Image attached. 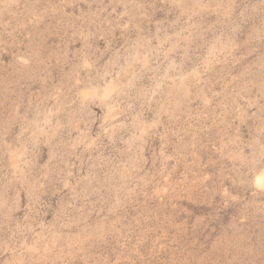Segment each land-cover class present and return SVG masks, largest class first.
<instances>
[{
    "label": "rangeland",
    "instance_id": "1",
    "mask_svg": "<svg viewBox=\"0 0 264 264\" xmlns=\"http://www.w3.org/2000/svg\"><path fill=\"white\" fill-rule=\"evenodd\" d=\"M264 0H0V264H264Z\"/></svg>",
    "mask_w": 264,
    "mask_h": 264
},
{
    "label": "snow or ice",
    "instance_id": "2",
    "mask_svg": "<svg viewBox=\"0 0 264 264\" xmlns=\"http://www.w3.org/2000/svg\"><path fill=\"white\" fill-rule=\"evenodd\" d=\"M252 179L257 188L264 190V170H259Z\"/></svg>",
    "mask_w": 264,
    "mask_h": 264
}]
</instances>
